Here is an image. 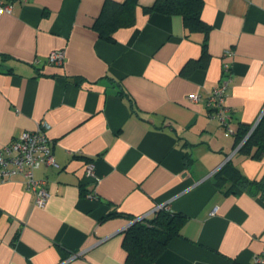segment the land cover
Masks as SVG:
<instances>
[{
	"label": "crops",
	"instance_id": "1",
	"mask_svg": "<svg viewBox=\"0 0 264 264\" xmlns=\"http://www.w3.org/2000/svg\"><path fill=\"white\" fill-rule=\"evenodd\" d=\"M153 1L138 0L134 23L107 41L93 28L105 0H1L12 12L0 14V146L44 122L57 165L35 170L47 181L42 206L20 176L0 182V264H128L132 220L104 216L158 206L185 216L179 234L154 261L129 264H251L264 249V196L214 177L230 161L264 181V152L236 141L264 115V0H202L206 33L145 13ZM59 49L63 64L46 63ZM188 61L197 65L185 73ZM224 63L228 134L205 102Z\"/></svg>",
	"mask_w": 264,
	"mask_h": 264
},
{
	"label": "trees",
	"instance_id": "2",
	"mask_svg": "<svg viewBox=\"0 0 264 264\" xmlns=\"http://www.w3.org/2000/svg\"><path fill=\"white\" fill-rule=\"evenodd\" d=\"M138 0H105L99 16L93 24L99 37L113 41V33L121 28L131 26L135 20V8ZM202 0H154L150 5L143 6L145 13L159 12L163 14H178L182 16L187 31L207 32L209 24L201 18ZM202 57L207 51L203 47ZM197 65L196 61H188L183 72H189ZM250 125L241 126L237 132L236 141L241 145L239 150L252 157L264 152V115L249 132ZM215 181L226 191L247 189L249 192L264 196V181H253L245 177L230 161L226 162L215 174ZM114 215H125L131 220L135 217L119 211L109 212L104 218ZM185 216L180 212H172L164 206L157 208L152 214L133 221L123 230L122 245L126 251V262L129 264L136 258L154 261L166 248L171 238L179 234Z\"/></svg>",
	"mask_w": 264,
	"mask_h": 264
},
{
	"label": "built area",
	"instance_id": "3",
	"mask_svg": "<svg viewBox=\"0 0 264 264\" xmlns=\"http://www.w3.org/2000/svg\"><path fill=\"white\" fill-rule=\"evenodd\" d=\"M12 3H2L0 0V14L11 13ZM65 60L64 50H53L46 57V63L62 65ZM230 65L223 64L224 75L217 86L205 97L206 105L212 108V115L219 119L222 125L228 126L230 113L225 106V99L228 94L231 82ZM197 93H190L188 98L193 101L200 99ZM48 125L38 122L35 129L23 130L10 142L0 146V182L20 176L27 189L34 194V204L42 206L48 198L46 179L35 176V170L43 165H57L52 152V141L47 134ZM226 134L232 130L227 127ZM84 175L95 183L98 176L94 165L88 162L85 166ZM92 197L95 194L89 193ZM161 206H158L159 208ZM156 208V209H157ZM144 216L137 217L142 219ZM251 264H264V249L255 253Z\"/></svg>",
	"mask_w": 264,
	"mask_h": 264
},
{
	"label": "water",
	"instance_id": "4",
	"mask_svg": "<svg viewBox=\"0 0 264 264\" xmlns=\"http://www.w3.org/2000/svg\"><path fill=\"white\" fill-rule=\"evenodd\" d=\"M137 220H139V218H135L134 220H132L130 223H132L133 221H137Z\"/></svg>",
	"mask_w": 264,
	"mask_h": 264
}]
</instances>
